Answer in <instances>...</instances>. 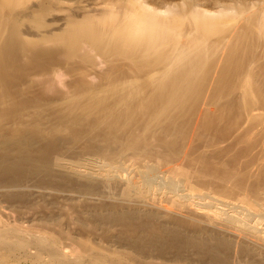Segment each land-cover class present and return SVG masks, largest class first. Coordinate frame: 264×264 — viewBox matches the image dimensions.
<instances>
[{
    "label": "bare ground",
    "instance_id": "6f19581e",
    "mask_svg": "<svg viewBox=\"0 0 264 264\" xmlns=\"http://www.w3.org/2000/svg\"><path fill=\"white\" fill-rule=\"evenodd\" d=\"M182 216L264 255V0H0V252Z\"/></svg>",
    "mask_w": 264,
    "mask_h": 264
},
{
    "label": "rangeland",
    "instance_id": "374dc122",
    "mask_svg": "<svg viewBox=\"0 0 264 264\" xmlns=\"http://www.w3.org/2000/svg\"><path fill=\"white\" fill-rule=\"evenodd\" d=\"M240 154L242 153V152H239ZM217 207H219V208H222L221 206H217ZM226 209V208H225ZM227 211H231L230 209L228 210V209H226ZM228 212V213H229ZM188 220H189V217H186ZM185 218V219H186ZM193 217H191V220H187V223H184V227L182 228V226L183 225H181L182 224V222H186L185 221V219H184V216H182V220L178 217L177 218V221L176 220H174V219H176V218H172L173 220H169V219H165L166 220V222H168V223H172V226H171V224H166V222H165V220L163 221L162 220V222H160L159 220L157 221V223L158 224H155V226H153V225H151L150 226V228L151 229H149V230H151V235L153 234V233H155V235L153 234L152 236L150 235V231H147L148 230V228L149 227H146V228H142L141 229V231L140 230H129V229H123V228H120L119 229V227H117V229H114L113 227H101L102 229H100L98 226V228L96 227V226H88V228H86L87 226H84V227H77L78 228V230L76 229V227H75V229H69L68 230V232L65 234V237L62 235L59 239H58V242H59V244H58V247L59 248H61V253H62V255H63V259H65V260H61L60 262L62 263V264H65V263H67V262H65V261H67V259H69V257L70 258H72V259H69L68 261H69V263L70 264H72L73 262V259L74 258H76V259H78V257H80L79 258V262L77 261L76 262V259H74L75 261H74V264H256V262L258 263L259 261H260V259H261V261H260V263L259 264H264V255H262V253H255V250H251V248H247V246L246 245H243L242 243L241 244H239L238 246H237V248L236 249H234V250H230L229 252L231 253V256H230V254H228L229 252L227 251V250H225V249H221L220 247H219V243H221L222 242V240H220L219 238L220 237H217V236H219V234L217 233V235H213V234H215V233H212V232H208V231H210V230H206V229H204L205 228V226H203L204 224H203V221H200V219L199 220H197L198 218H193ZM178 220H179V222H180V224L178 225ZM181 220V221H180ZM194 220V221H193ZM12 221V220H11ZM170 221V222H169ZM171 221H173V222H171ZM175 221V222H174ZM192 223H194V224H192ZM197 221L199 222H201V224L200 223H198L197 224ZM177 222V223H176ZM161 223H163V225H164V223H165V228L167 229V227H169L167 230L166 229H163V230H165V231H162V230H157V229H159L161 226H163V225H160ZM174 224V225H173ZM176 224V225H175ZM189 224V225H188ZM190 224H191V226H190ZM195 224H197V226L199 227L200 226V228H198L199 230H198V233H201L202 235L204 234V236H202V235H200V234H198L197 232H196V230H197V226H193V225H195ZM159 225V226H158ZM169 225V226H168ZM181 225V227H179V228H181V229H179L177 226H180ZM201 225H202V227H201ZM156 226H158L157 227V233H158V235H157V233H156V230H154V227H156ZM178 228H176V227ZM185 226H186V228H185ZM189 226V227H188ZM90 227V228H89ZM170 227L172 228H174V232L172 231L173 230V228L172 229H170ZM94 228V229H93ZM109 228H111V229H109ZM203 228V229H202ZM146 230V232L144 231V230ZM186 229H187V231H186ZM194 229V230H193ZM120 230V231H119ZM143 230V231H142ZM168 230H169V233H168ZM171 230V231H170ZM182 231L183 230V232H180V231ZM192 230V231H191ZM203 231V232H201V231ZM75 231V232H74ZM77 231V232H76ZM117 231V232H116ZM126 231H128V232H126ZM155 231V232H154ZM161 231H162V234H161ZM178 231V232H177ZM184 231H185V233H188L189 235H190V237L193 235V237L195 236V237H197L196 235H194V234H197L199 237H198V239H193V237H191L192 239V241L194 242V243H196L195 244V248H194V243H192V244H183V245H185V246H183V248H182V246L180 247L181 248V250L184 252V253H182V255L181 254H179V253H181L182 251L181 250H178L175 246H172L171 245V242L169 243L168 241H170L169 239H170V237H171V241H172V239L174 238L173 236H174V234H175V236L176 235H183V237H182V235H181V237L182 238H184L183 239V241H185V239H189L190 237H187V235L184 233ZM194 231V232H193ZM204 231L206 232V234L204 233ZM125 232V233H124ZM132 232H134V233H132ZM137 232V233H136ZM144 232V233H143ZM149 234H148V233ZM159 232H160V234H159ZM170 232H171V234H170ZM173 232V233H172ZM190 232H192L191 234H190ZM208 232V233H207ZM123 233V234H122ZM147 233V234H146ZM119 234H121V235H119ZM129 234V235H128ZM144 235V236H149L150 237V239H152V241H154V243L155 244H153V243H150V244H153L152 246H150L147 242H145L144 240L143 241H139L138 240V238H139V235ZM146 234V235H145ZM165 234V235H164ZM186 236H185V235ZM66 235H69L70 236V238H69V236H66ZM124 235V236H123ZM157 235V236H156ZM161 235V239H160V236ZM170 235V236H169ZM208 235H209V237H208ZM210 235H211V237L213 236V239L210 237ZM154 236V237H153ZM168 236V237H167ZM202 236V237H201ZM206 236L209 238V240H208V238H206ZM159 237V238H158ZM186 237V238H185ZM203 237L205 238V239H203ZM216 237V238H215ZM66 238H68V239H66ZM158 238V239H157ZM201 238L203 239V240H201ZM212 240H211V239ZM215 238V239H214ZM70 239V240H69ZM166 239H168L167 240V243H166ZM175 239V238H174ZM200 239V240H199ZM219 239V240H218ZM139 242H138V241ZM162 240V241H161ZM165 240V241H164ZM196 240L198 241V242H196ZM205 240V241H204ZM208 240V241H207ZM216 240H218V241H216ZM61 241V242H60ZM151 241V240H150ZM157 241V242H156ZM159 241V242H158ZM202 241L203 242H209V243H207L208 245L210 244V245H212L211 246V251L213 252V251H217V252H213L215 255H217L216 257L215 256H213L214 254L213 253H211V252H208V251H210V250H207L206 248H203L202 249V247L200 248V246H199V243H202ZM136 244V245H134V243ZM143 242H145V243H143ZM162 242V243H161ZM212 242H214V243H212ZM215 242H216V244H215ZM218 242V243H217ZM158 243V244H157ZM140 245H141V247H140ZM165 245H167V246H165ZM187 245H189L188 247H187ZM192 245V246H191ZM210 245H209V247H210ZM213 245H214V248H213ZM240 245H242V246H240ZM61 246V247H60ZM96 246H97V248H96ZM154 246V247H153ZM159 246H161V247H159ZM191 246V248H193L194 250L197 248L198 249V247H199V249L198 250H200V253H199V251L197 250H193L192 251V249H190L189 247ZM201 246H203V245H201ZM240 246V247H239ZM246 246V247H245ZM68 247V248H67ZM139 247H140V249H139ZM158 249H157V248ZM185 247H187V248H185ZM216 247H218L219 248V250H218V248H216ZM243 247H245V252L243 251ZM185 248V249H184ZM190 250H189V249ZM239 248V249H238ZM247 248V249H246ZM65 249V250H64ZM143 249V250H142ZM185 251H184V250ZM188 249V250H187ZM205 249H206V251H205ZM214 249H216V250H214ZM238 249V250H237ZM242 249V251H240ZM249 249V250H248ZM107 250V251H106ZM135 250H136V252H135ZM153 250V251H152ZM187 250V251H186ZM251 250V251H250ZM63 251V252H62ZM67 251V252H66ZM96 251V252H95ZM163 251V252H162ZM188 251H190V252H188ZM202 251V252H201ZM220 251V252H219ZM8 252V251H7ZM7 252H3L2 251V253L0 252V254H3V255H1V257H0V264H36V263H33V260H32V257L30 258V257H28V256H26L25 255V253L23 252H21V251H19L18 252V250H17V252H16V250H14V251H11L12 252V254H11V252H10V255L7 253ZM66 252V253H65ZM108 252V253H107ZM178 252V253H177ZM188 252V253H187ZM226 252H227V254H226ZM241 252V253H240ZM15 253V254H14ZM226 255H225V254ZM242 253H244L243 255H241ZM249 253V254H248ZM252 253V254H251ZM88 254V255H87ZM99 254V255H98ZM211 254V255H210ZM247 254V255H246ZM65 255H67V256H69L68 258H67V256H65ZM72 255V256H71ZM93 255V256H92ZM178 255V256H177ZM179 255H181V257L179 256ZM222 257H228L227 259H225V258H221V256ZM236 255H237V257H236ZM239 255H241L242 257H240ZM98 256V257H97ZM240 258H239V257ZM255 256V257H254ZM24 257V258H23ZM102 257V258H101ZM107 257V258H106ZM217 257H220V258H217ZM229 257H231V258H229ZM233 257V258H232ZM82 258V259H81ZM215 258H217L218 260H223L224 261V263L221 261V263L217 260V259H215ZM239 258V259H238ZM253 258V259H252ZM62 259V258H61ZM30 260V261H29ZM32 260V261H31ZM71 260V261H70ZM229 260V261H228ZM234 260V261H233ZM246 260V261H245ZM254 260L256 261L255 263H254ZM259 260V261H258ZM116 261V262H115ZM228 261V262H227ZM231 261V262H230ZM249 263H248V262ZM76 262V263H75ZM234 262V263H233ZM262 262V263H261ZM60 263V264H61ZM68 263V264H69Z\"/></svg>",
    "mask_w": 264,
    "mask_h": 264
}]
</instances>
